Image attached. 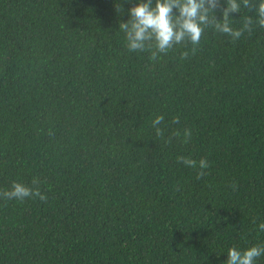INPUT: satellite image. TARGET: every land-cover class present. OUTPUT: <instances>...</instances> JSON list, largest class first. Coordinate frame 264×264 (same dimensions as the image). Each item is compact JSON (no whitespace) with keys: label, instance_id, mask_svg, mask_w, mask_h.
Here are the masks:
<instances>
[{"label":"trees","instance_id":"trees-1","mask_svg":"<svg viewBox=\"0 0 264 264\" xmlns=\"http://www.w3.org/2000/svg\"><path fill=\"white\" fill-rule=\"evenodd\" d=\"M134 2L0 0V264H223L264 244L256 0L229 13L238 38L208 24L156 59L125 46ZM13 181L45 199L4 197Z\"/></svg>","mask_w":264,"mask_h":264},{"label":"clouds","instance_id":"clouds-1","mask_svg":"<svg viewBox=\"0 0 264 264\" xmlns=\"http://www.w3.org/2000/svg\"><path fill=\"white\" fill-rule=\"evenodd\" d=\"M130 2V0H129ZM241 2L248 4V0H225L220 11V19L216 18L215 10L220 0H135L127 9V19L119 22L118 27L123 31L125 46L129 51L149 50L150 58H158L159 53L167 52L184 41L195 45L199 42L204 27L212 24L219 32L229 34L233 39L241 34V28H233L228 22L229 13L237 12ZM256 24L264 27V0H256L255 3ZM251 17L246 18L242 28L248 27ZM181 56L187 55L182 51ZM163 117L155 115L151 123L157 135L160 128L157 127ZM173 119H176L175 117ZM185 135H188L185 130ZM188 166H198V175L208 166L205 158L198 161L190 157H177ZM36 181L34 180L33 183ZM4 197L23 199L26 196H45L37 188L13 181L11 187L2 193ZM259 231H264V221L256 225ZM264 254V244H252L246 248L239 249L229 247L226 251L223 264H254L255 258Z\"/></svg>","mask_w":264,"mask_h":264}]
</instances>
